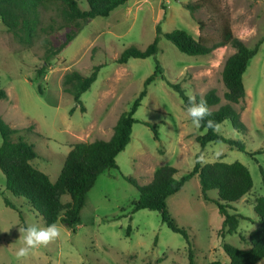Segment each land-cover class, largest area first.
Wrapping results in <instances>:
<instances>
[{"label":"rangeland","instance_id":"rangeland-1","mask_svg":"<svg viewBox=\"0 0 264 264\" xmlns=\"http://www.w3.org/2000/svg\"><path fill=\"white\" fill-rule=\"evenodd\" d=\"M197 1L129 0L109 16H97L88 22L52 59L42 78L36 70L43 65L44 39L50 38L57 46L67 29L41 32L33 45L25 46L0 19V87L8 94L0 101V116L14 128H31L22 134L38 152L34 164L52 180L60 175L73 144L111 138L120 114L129 110L144 90L157 61L163 75L147 86V95L134 115L139 122L133 125L131 141L117 156L119 169L104 171L88 192L76 232L58 222L59 237L20 261L15 258V252L24 246L19 228L32 223L46 226L25 198L7 189L0 169V264H189V245L182 234L163 223L158 211L133 210L132 202L140 192L124 176L147 184L159 167L170 165L177 168L175 176L180 179L193 170L198 158L203 164L240 161L250 170L254 185L228 209L244 218L236 232L224 236V216L213 201L203 196L198 176L168 198L171 216L193 240L196 264L228 261L225 243L249 247L242 237L258 226L254 203L257 196L264 195L260 169L264 168V42L244 73L247 95L237 105L247 132L236 131L229 120L216 127L218 133L242 140L243 151L224 142H210L203 147L197 138L206 130L192 123L179 93L168 85V81L180 83L192 97L215 89L224 104L222 72L235 49L226 45L209 55H187L167 39L166 33L182 29L211 43L220 39L222 24L228 19L235 36L254 47L264 37V0H206L192 16L185 4ZM78 2L88 9L87 0ZM50 15L42 11L44 26ZM197 20L204 24L203 30ZM158 25L160 51L155 57L117 63L131 46L145 50L158 35ZM99 64L103 66L97 80L81 96L82 110L74 97L64 92L63 77L73 70L89 75ZM207 194L211 199L218 198L216 190ZM6 199L17 209L6 206ZM63 200L68 201L69 195ZM257 264H264V259Z\"/></svg>","mask_w":264,"mask_h":264},{"label":"trees","instance_id":"trees-1","mask_svg":"<svg viewBox=\"0 0 264 264\" xmlns=\"http://www.w3.org/2000/svg\"><path fill=\"white\" fill-rule=\"evenodd\" d=\"M129 0H87L88 9H83L78 0H0V19L7 29L13 34L18 43L31 46L39 33L67 29L64 40L59 45H54L50 38L43 41L44 54L43 65L37 68L36 74L42 78L51 66L52 59L58 56L79 34L83 27L97 16H109L116 8L124 5ZM206 0H198L186 3L192 16L201 9ZM51 12L49 23L44 26L42 11ZM200 30L204 24L197 20ZM158 35L145 49L141 50L131 46L123 51L117 58V63H127L130 58L155 57L159 51L161 27L158 25ZM221 37L217 41L209 42L203 36L195 38L189 32L182 29H174L166 33V37L179 51L187 55H209L214 50L231 45L235 52L225 61L222 77L226 87L224 99L215 89H210L203 96L196 95L197 101L203 99L212 112L200 124L201 130L206 133L197 139L205 147L210 142H224L239 150H245V143L240 139L226 137L216 131V127L229 120L233 128L241 133L247 132V126L242 120L241 112L237 108L247 95L244 84V73L250 60L258 53L264 37L254 47L248 46L241 38L233 33L231 23L224 20L221 27ZM103 64L95 65L89 75L73 70L63 77V89L65 93L72 95L75 101L82 105L81 96L89 90L97 80L98 73ZM158 75H162V66L157 61L156 69L145 81V88L140 93L134 104L127 111L120 114L110 139H96L91 142H78L72 145L67 153L60 175L56 180L39 169L34 161L38 152L33 144L29 143L22 133L31 128L18 129L10 126L0 116V169L6 177L7 189L16 197L26 199L28 205L42 216L45 226L60 222L72 232H76L82 222V209L86 203L88 192L94 186L98 176L106 170L119 169L117 156L125 150L131 141L133 125L139 122L135 113L147 95V86ZM168 85L179 93L184 108L186 109L189 97L180 83L168 81ZM43 92L42 87H39ZM7 91L0 87V101L7 98ZM74 110V109H73ZM215 122L214 128H209L206 121ZM149 125V124H148ZM151 126V125H150ZM155 128V126H152ZM156 138H159L155 129ZM262 150H259V152ZM263 183L264 168L260 167ZM177 168L170 165L159 167L151 182L140 184L131 176H124L130 183L139 189L138 199L133 200V210L149 209L158 211L162 222L172 231L182 234L189 245V264H196L194 243L189 232L180 227L171 216L168 208V198L179 192L184 185L194 176H198L201 191L205 199L213 201L220 213L224 216L223 236L226 233L237 231L240 219L239 214H231L229 208L232 203L241 200L253 188V178L250 170L240 161L226 163L215 161L203 164L198 158L193 170L180 179L176 178ZM216 190L217 199H211L207 192ZM69 195V200L64 201L63 196ZM6 206L17 209L16 205L8 199ZM254 210L258 217V226L247 237H242L248 248H239L225 243L223 249L228 256V261L212 260L204 264H257L264 259V195L255 198ZM131 229L128 230L130 235ZM161 260V259H160Z\"/></svg>","mask_w":264,"mask_h":264},{"label":"clouds","instance_id":"clouds-1","mask_svg":"<svg viewBox=\"0 0 264 264\" xmlns=\"http://www.w3.org/2000/svg\"><path fill=\"white\" fill-rule=\"evenodd\" d=\"M188 116L197 127L200 126L202 121L207 117L212 116V112L207 106L205 100H196L195 97L190 96L188 105L186 107ZM209 128H214L215 122L211 119L206 121ZM7 231V230H3ZM20 237L22 236L23 245L15 252V258L20 261L30 255L35 249L46 246L49 242L57 239L60 235V228L57 224L52 223L46 227H40L35 223L28 224L23 228H19Z\"/></svg>","mask_w":264,"mask_h":264}]
</instances>
